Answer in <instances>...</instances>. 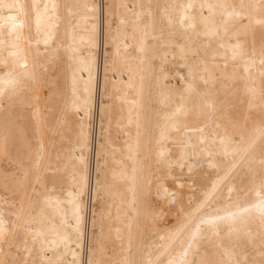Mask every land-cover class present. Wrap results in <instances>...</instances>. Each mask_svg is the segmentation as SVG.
Returning a JSON list of instances; mask_svg holds the SVG:
<instances>
[{
    "label": "bare ground",
    "instance_id": "bare-ground-1",
    "mask_svg": "<svg viewBox=\"0 0 264 264\" xmlns=\"http://www.w3.org/2000/svg\"><path fill=\"white\" fill-rule=\"evenodd\" d=\"M0 264H264V0H0Z\"/></svg>",
    "mask_w": 264,
    "mask_h": 264
}]
</instances>
